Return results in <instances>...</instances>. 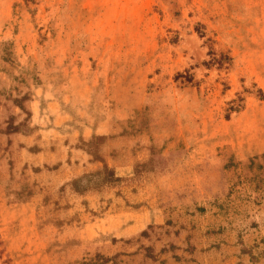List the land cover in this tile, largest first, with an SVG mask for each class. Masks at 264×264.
Returning a JSON list of instances; mask_svg holds the SVG:
<instances>
[{
	"label": "rangeland",
	"instance_id": "rangeland-1",
	"mask_svg": "<svg viewBox=\"0 0 264 264\" xmlns=\"http://www.w3.org/2000/svg\"><path fill=\"white\" fill-rule=\"evenodd\" d=\"M0 264H264V0H0Z\"/></svg>",
	"mask_w": 264,
	"mask_h": 264
}]
</instances>
